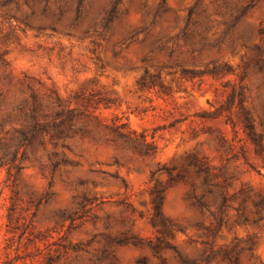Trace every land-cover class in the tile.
I'll return each instance as SVG.
<instances>
[{
	"label": "rangeland",
	"instance_id": "obj_1",
	"mask_svg": "<svg viewBox=\"0 0 264 264\" xmlns=\"http://www.w3.org/2000/svg\"><path fill=\"white\" fill-rule=\"evenodd\" d=\"M263 27L264 0H0V264H264Z\"/></svg>",
	"mask_w": 264,
	"mask_h": 264
},
{
	"label": "trees",
	"instance_id": "obj_2",
	"mask_svg": "<svg viewBox=\"0 0 264 264\" xmlns=\"http://www.w3.org/2000/svg\"><path fill=\"white\" fill-rule=\"evenodd\" d=\"M260 33L262 35H264V27L261 28ZM255 48H256V56H255L254 60H255L257 65L262 67L264 64V49L260 45L255 46ZM228 70H229V68H228L227 64H225V66L221 69L218 67H215V69H214L215 72H228ZM236 96H237V91L234 90V92L229 96L226 103H224L220 108L217 109V112H216L217 116L223 114V112H230L231 111L232 106L235 104ZM239 104H240V107L243 109V111H245L244 122H245V128L248 132V135L256 144L260 145L261 135H259L255 131L253 120H252L251 116L249 115V113L246 112L245 107L243 106V100L242 99L240 100ZM18 154H19V151H17L15 153L13 161L16 160V158L18 157ZM4 164L5 163L0 162V168L2 166H4ZM161 200H162V197L160 195L158 196V198L155 199V202L157 204L156 206L158 209L160 208ZM48 264H55V259L53 257H51L48 261Z\"/></svg>",
	"mask_w": 264,
	"mask_h": 264
}]
</instances>
